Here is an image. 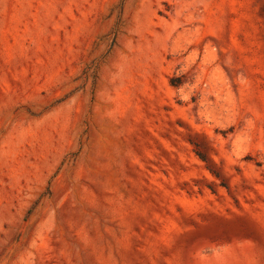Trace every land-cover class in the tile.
<instances>
[{
    "label": "rangeland",
    "instance_id": "374dc122",
    "mask_svg": "<svg viewBox=\"0 0 264 264\" xmlns=\"http://www.w3.org/2000/svg\"><path fill=\"white\" fill-rule=\"evenodd\" d=\"M0 264H264V0H0Z\"/></svg>",
    "mask_w": 264,
    "mask_h": 264
},
{
    "label": "trees",
    "instance_id": "16d2710c",
    "mask_svg": "<svg viewBox=\"0 0 264 264\" xmlns=\"http://www.w3.org/2000/svg\"><path fill=\"white\" fill-rule=\"evenodd\" d=\"M171 84L173 86H177L178 85V83L176 82V79H174V78L171 80Z\"/></svg>",
    "mask_w": 264,
    "mask_h": 264
}]
</instances>
